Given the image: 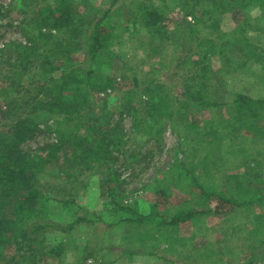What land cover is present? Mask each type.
Listing matches in <instances>:
<instances>
[{
  "label": "rangeland",
  "instance_id": "obj_1",
  "mask_svg": "<svg viewBox=\"0 0 264 264\" xmlns=\"http://www.w3.org/2000/svg\"><path fill=\"white\" fill-rule=\"evenodd\" d=\"M54 1L0 0V131L18 117L35 119V134L21 146L30 159L88 127L116 146L106 164L82 165L69 149L43 170L41 212L28 220L38 262L264 264V203L256 202L264 195V106H253L250 130L231 110L237 94L264 102V18L229 0H72L83 33L53 41L42 37L56 32L39 31L37 10ZM153 8L164 17L163 35L143 26ZM97 23L113 33L114 56L87 88L89 109L71 119L53 114L45 86L62 71L90 76ZM237 33L248 48L231 43ZM189 87L218 106L188 99ZM211 192L254 201L222 213ZM59 245L57 258L37 255ZM20 255L9 248L4 263L24 264Z\"/></svg>",
  "mask_w": 264,
  "mask_h": 264
},
{
  "label": "trees",
  "instance_id": "obj_2",
  "mask_svg": "<svg viewBox=\"0 0 264 264\" xmlns=\"http://www.w3.org/2000/svg\"><path fill=\"white\" fill-rule=\"evenodd\" d=\"M232 8L243 4L242 8H251L259 18H264V0H229ZM224 6V5H222ZM144 14L143 26L156 32V35H163V28L158 26L164 22V17L156 8L150 11L146 10ZM38 27L40 29H49L56 32V35L49 33L42 35L44 39L59 41L58 35L71 39L83 33L80 13L76 11L72 5V0H55L54 4H43L37 10ZM237 31H239L237 29ZM60 35V36H61ZM231 43L242 45L246 48L250 46V41L246 34L233 35ZM113 33L105 29L101 23H97L93 31L92 41L88 47L89 56L94 71L89 73V77L85 79L83 76H75L71 73L62 71L58 77H53L50 84H46V92L44 93L48 100L44 102L46 110L53 114L63 115L66 118L81 117L84 112L88 111L87 88L95 84L98 79H103L101 68L103 64L110 62V58L114 56L111 51V41ZM49 44V43H48ZM254 45L248 54L254 56L256 54ZM58 53L59 49H58ZM108 54V55H107ZM107 55L106 58H103ZM112 55V56H111ZM49 67H53L54 63H46ZM52 73V72H51ZM83 78L85 80H80ZM86 83L88 85L86 86ZM112 85L108 81L105 89L111 88ZM153 92H151L152 95ZM188 99L194 98L201 100L202 103L209 107L218 106L217 103H207L202 99V93L196 88L190 87L186 91ZM158 97V95H156ZM190 97V98H189ZM152 98V97H151ZM160 96V101H161ZM264 106L263 101L255 102L248 94H237L232 103L233 120L235 124L250 130L256 128L254 126L257 117L254 115L253 106ZM163 109V104L157 103L153 106L152 112L158 113ZM9 126L0 131V264L4 263L3 255L9 248H15L16 251L22 252L20 255L21 263L28 264L33 260L34 264H40L33 255L37 252L35 246L36 230H30L28 220L31 216L40 214L41 195L38 187L40 175L43 170L52 162L59 159V155L66 150H72L75 161L79 160L80 164H106L107 160L112 157V150L115 148V140L110 139L107 134L95 131L90 135L91 131L87 124L88 130L85 134L78 132L72 134L66 132L61 135V143L48 147L43 156L30 159L21 150V146L35 134L37 125L35 119L29 116L18 117L13 120ZM71 136L65 140L68 136ZM77 151V152H76ZM76 154V155H75ZM203 197H206L205 187H201ZM209 196H216V210L224 212L233 211L243 205H250L254 199H249L243 203H239L235 199L220 197L217 193L211 192ZM244 200V199H242ZM258 203H264V195L258 197ZM193 214L182 215L180 218L166 224L160 222L159 228L170 225L177 226L181 222H186ZM141 221V220H140ZM63 245H59L54 249H50L47 253L40 252L38 256L57 258L61 255ZM26 250V251H25ZM8 264H18L8 263ZM45 264V263H44Z\"/></svg>",
  "mask_w": 264,
  "mask_h": 264
}]
</instances>
